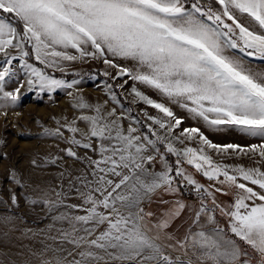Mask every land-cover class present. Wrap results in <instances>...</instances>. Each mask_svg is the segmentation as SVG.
<instances>
[{"label":"snow or ice","instance_id":"snow-or-ice-1","mask_svg":"<svg viewBox=\"0 0 264 264\" xmlns=\"http://www.w3.org/2000/svg\"><path fill=\"white\" fill-rule=\"evenodd\" d=\"M251 60L264 62V0H0V109L65 90L76 112L40 125L64 155L30 162H79L67 188L37 184L21 197L22 176L7 177L20 189L12 206L45 211L52 243L40 264H264V142L214 143L172 107L211 132L264 141V66ZM76 62L103 65V103L81 94L83 73L55 76ZM116 89L155 114L132 116ZM233 157L254 166L220 162Z\"/></svg>","mask_w":264,"mask_h":264},{"label":"rangeland","instance_id":"rangeland-1","mask_svg":"<svg viewBox=\"0 0 264 264\" xmlns=\"http://www.w3.org/2000/svg\"><path fill=\"white\" fill-rule=\"evenodd\" d=\"M239 55V53H237ZM251 59V58H249ZM35 63L34 60L30 61ZM253 65L258 67L264 66V62L259 60H251ZM17 69L21 78L23 77L22 70H19L18 62ZM39 66V65H38ZM103 70V65L98 63H80L76 62L69 67V74L74 72L83 73L82 76L76 77L81 79L80 85L81 94L91 103H103L107 100L105 95L104 84L108 81L107 78L101 76L99 73ZM61 74V73H56ZM89 74L95 76V79L89 78ZM56 76V75H55ZM57 78H62L56 76ZM73 78V77H72ZM72 78H63L71 80ZM129 81V86L131 85ZM15 86V82L9 85L11 90ZM151 98L159 100L160 98L156 93L148 89H142ZM120 92V100L125 108H131L132 116H138L143 111H148L150 114H155V110L146 108V106L139 102H133L131 96ZM24 92V90H22ZM72 98L66 94L65 90H57L52 94L49 99L47 94L38 96L36 92L28 93L22 96V99L15 108L0 109V157L6 156V159H0V196L8 201L7 207L0 204V217L9 216L12 219L5 223L0 219V264H40V253L46 244H51L52 241L48 240L45 235V229L48 221L45 218V211L39 205L30 206L26 199H21L20 206L14 207L9 200V190L20 191L15 185L8 182V173L11 169H17L18 173L25 181L24 190L21 191V197L27 193L31 195L32 188L37 184L43 185L50 183L53 187H59L62 182L65 188L68 184L67 171L77 174L82 170V165L75 162L70 158L58 161L57 165H48L43 168H34L31 165V160L36 159L39 164L44 163V158L64 154L60 149L65 148L66 145L53 137L42 136L43 127L54 129L56 127L55 121L52 119L68 117L71 120L75 115V110L71 107ZM115 105H109L113 107ZM119 110V106H115ZM173 110L178 116L185 117L183 127L199 126L204 131L205 135L209 137L214 143L217 144H238L244 147L252 144H259V138L246 137L235 130H226L222 132H211L198 124L196 121L188 117L187 113L183 110L172 106ZM58 109V110H57ZM7 111V116L3 113ZM36 121L40 123L37 124ZM127 123V121L125 122ZM17 126V127H16ZM65 135H69L67 132ZM81 154L83 152L81 151ZM220 160V157H215ZM220 162L229 165L243 164L245 166H254L253 161L247 157L224 159ZM191 171V169H189ZM65 172V176L60 178V173ZM202 183H207L197 175ZM190 196V204H195L197 201L195 197L190 194L189 190H185ZM220 200H227L228 197L218 196ZM155 207V205H153ZM223 222V221H222ZM36 253V255H33ZM48 255H51L49 253Z\"/></svg>","mask_w":264,"mask_h":264},{"label":"crops","instance_id":"crops-1","mask_svg":"<svg viewBox=\"0 0 264 264\" xmlns=\"http://www.w3.org/2000/svg\"><path fill=\"white\" fill-rule=\"evenodd\" d=\"M182 199H184L185 202H186V203H189V204H190V202H191L190 200H194V199H191L190 196H188V195H185L184 197H182Z\"/></svg>","mask_w":264,"mask_h":264},{"label":"trees","instance_id":"trees-1","mask_svg":"<svg viewBox=\"0 0 264 264\" xmlns=\"http://www.w3.org/2000/svg\"><path fill=\"white\" fill-rule=\"evenodd\" d=\"M55 75H56V76H59V77H62V78H66V79H67V78H72V77H73L72 75H63V74H56V73H55Z\"/></svg>","mask_w":264,"mask_h":264},{"label":"bare ground","instance_id":"bare-ground-1","mask_svg":"<svg viewBox=\"0 0 264 264\" xmlns=\"http://www.w3.org/2000/svg\"><path fill=\"white\" fill-rule=\"evenodd\" d=\"M58 110V109H57ZM17 127V126H16Z\"/></svg>","mask_w":264,"mask_h":264},{"label":"built area","instance_id":"built-area-1","mask_svg":"<svg viewBox=\"0 0 264 264\" xmlns=\"http://www.w3.org/2000/svg\"><path fill=\"white\" fill-rule=\"evenodd\" d=\"M187 190V189H186Z\"/></svg>","mask_w":264,"mask_h":264}]
</instances>
